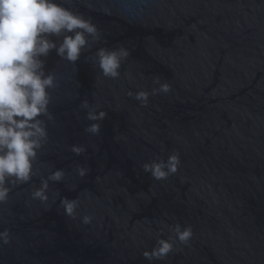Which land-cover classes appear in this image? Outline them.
I'll return each mask as SVG.
<instances>
[{
	"label": "water",
	"instance_id": "obj_1",
	"mask_svg": "<svg viewBox=\"0 0 264 264\" xmlns=\"http://www.w3.org/2000/svg\"><path fill=\"white\" fill-rule=\"evenodd\" d=\"M56 2L99 38L75 63L54 50L44 58L54 119L41 117L48 139L32 180L9 184L0 203L11 234L0 264H264V0ZM100 48L128 50L118 78L103 75ZM157 78L170 91L153 93ZM89 110L107 113L99 135L85 131ZM172 154L180 164L166 179L143 170ZM56 169L65 176L49 181L47 201L33 199ZM63 198L76 200L74 216ZM177 224L191 227L187 243ZM160 239L172 251L146 259Z\"/></svg>",
	"mask_w": 264,
	"mask_h": 264
},
{
	"label": "clouds",
	"instance_id": "obj_2",
	"mask_svg": "<svg viewBox=\"0 0 264 264\" xmlns=\"http://www.w3.org/2000/svg\"><path fill=\"white\" fill-rule=\"evenodd\" d=\"M51 37L61 38L59 45ZM89 38H99L96 25L56 0H0V203L8 199L9 184H24L32 180L38 151L48 139L47 124L41 117L48 121L54 119L49 110V90L57 85L55 74L45 70L44 58L54 50L60 58L75 63L82 50L90 47ZM128 55L124 48H100L96 52L103 75L114 79L120 75L121 60ZM154 83L159 87L154 88L153 93L170 91V85L161 83L159 78ZM148 95L139 91L135 98L146 105ZM80 106L88 109L89 103L84 100ZM106 116L105 111H87L86 118L93 123L85 131L99 135L101 124L98 121ZM71 150L76 155L86 151L80 145H73ZM179 164V155L172 154L166 161L145 163L143 170L161 180L174 174ZM89 171V168L77 166L80 177ZM64 176L63 169L50 173L42 179L41 187L32 193V198L46 202L49 181L61 182ZM61 204L66 215H75L76 200L63 198ZM90 221L91 217H83V223ZM174 231L182 243H187L192 236L190 226L182 229L177 224ZM10 239L9 229L0 231V243L8 244ZM157 244L150 252L143 253L146 259H162L173 249L170 240L160 239Z\"/></svg>",
	"mask_w": 264,
	"mask_h": 264
}]
</instances>
